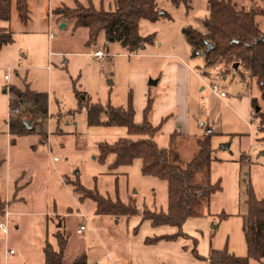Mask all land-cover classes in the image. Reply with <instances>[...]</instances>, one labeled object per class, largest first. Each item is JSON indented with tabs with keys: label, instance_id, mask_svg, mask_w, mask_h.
I'll return each instance as SVG.
<instances>
[{
	"label": "rangeland",
	"instance_id": "rangeland-1",
	"mask_svg": "<svg viewBox=\"0 0 264 264\" xmlns=\"http://www.w3.org/2000/svg\"><path fill=\"white\" fill-rule=\"evenodd\" d=\"M209 1L185 0L175 5L171 0H157L158 9L166 17L141 21L140 35L154 36V43L137 54H130L119 42L106 47L104 33L96 45L88 47L89 29L75 28V22L65 18L58 22L55 14L59 8L77 9L79 5L113 12L115 0H28L31 20L27 25L20 22L14 2L10 20L0 21V28L9 29L15 40L0 50V201L7 197V164L13 176L9 197L13 200L16 194L10 205L8 234L0 233V264H45L44 247L47 243L58 247L55 234L59 231L69 236L65 264H72L81 254L87 255L88 264H135L130 241H135L138 248L140 240L169 235L176 228L154 227L143 218L146 208L167 213V182L144 176L141 160L114 171L109 167L115 155L104 162L100 160V144L138 138L129 137L123 127L89 126L86 109L73 112L79 106L75 84L92 103L114 107H126L131 94L143 108L148 90L155 102L151 122L155 126L163 123L154 141L160 148L174 150L184 169L200 149L198 140L212 130L210 172L204 169L195 173L191 184L221 182L222 190L211 197L210 203L206 199L198 202L196 216L182 227L185 237L175 244L188 240L201 255L209 254L211 249H227L236 257L247 256L243 228L249 209L248 192L253 190L256 199L264 201V129L262 118L255 116L257 109L264 114V100L255 80H246L235 72L221 74V65H207L205 53H196L188 42L187 30L208 34L205 23L210 17ZM258 2L232 0L236 9L247 11L258 10L257 6L263 10L264 4ZM256 23L264 34V16L257 15ZM62 24L66 27L62 28ZM53 33L56 34L50 39ZM97 51L105 56L96 58ZM25 56L37 62L45 59L46 66H53L51 61L56 64L50 73L32 71L27 78L29 83L32 75L36 76L32 89L45 91L51 97L54 93L53 113L49 110V118L37 124L28 107L20 106L17 118L49 134L50 140L44 144L36 136L12 137L5 128L7 103L16 96L10 88L12 97H8L3 88L6 86L7 91L9 86L22 87L26 72H11L9 84L4 77L7 67ZM163 77L172 79L169 83L179 91L167 103L163 102L168 89L160 82ZM150 81L157 85H150ZM215 86L218 90L213 89ZM175 96L179 97L177 107L173 106ZM77 185L114 202H132L139 214L99 215L96 203L90 198L82 199L84 193L77 190ZM2 205L0 223L9 213ZM160 248L152 255L141 253L148 259L140 263H168L170 246ZM135 254L140 257V253Z\"/></svg>",
	"mask_w": 264,
	"mask_h": 264
},
{
	"label": "trees",
	"instance_id": "trees-1",
	"mask_svg": "<svg viewBox=\"0 0 264 264\" xmlns=\"http://www.w3.org/2000/svg\"><path fill=\"white\" fill-rule=\"evenodd\" d=\"M179 5L185 0H171ZM260 1L264 0H246ZM16 4L19 20L27 25L31 20V10L28 0H0V21H9L12 6ZM116 10L107 12L96 10L92 5L84 7L79 5L77 9L59 8L55 14L66 21H74L75 28L89 29L90 37L88 47L97 44L102 33L105 34L106 47L109 43L119 42L130 54H137L148 44L154 43V36L143 37L140 35L142 20L158 21L166 17L157 7V0H115ZM210 17L206 21L207 35H202L194 30H187L188 42L195 52H204L206 63L211 66L221 65L220 73L225 75L235 72L241 77L255 80L259 86L264 100V34L256 23V16L263 15L264 9L257 6L255 10H238L232 0H210ZM14 43V37L7 28H0V50L4 46ZM210 44L212 48L210 49ZM75 84V82H73ZM12 93L19 100L20 106L28 107V112L33 115L38 124L49 118V97L47 93L32 91L29 86L23 90L11 86ZM75 97L78 101V109L74 113L86 109L88 125L91 127H123L126 128L129 137L122 138L115 144L102 143L99 145L100 160L106 161L110 155H115L110 170L114 171L123 166H130L135 160L142 161L141 172L144 176H150L167 182L169 191V208L167 213L152 212L145 209L143 218L151 221L154 227L173 226L179 232L172 236H163L148 243L160 240L175 241L180 236H185L182 227L186 221L196 216L195 206L202 199L210 203L211 197L222 190L221 182L215 185L191 184L195 173L206 170L210 172L213 163L212 149L210 146L212 130L203 139L198 140L199 151L188 164L182 168L178 154L172 149L160 148L154 141L155 136L162 130V124L155 126L152 122L154 110V98L148 97L147 106L143 112V120L136 123V110L134 98L130 94L126 107H114L110 104H94L87 94L80 91L74 85ZM254 105L256 101H252ZM261 117V128L264 129V114L255 113ZM167 119V118H166ZM36 133L33 126L28 128L27 122L16 121L11 124V134L14 137L29 136ZM174 135L171 137L173 139ZM77 184L76 182H74ZM77 190L84 193L82 199L90 198L96 203L97 214L132 217L138 215L135 205L130 202L123 204L112 201L92 191L77 185ZM248 213L245 217L244 235L247 244V256L236 257L227 249H212L208 257H201L195 245L193 253L201 261L207 264H250L251 260L264 261V201L257 200L253 190L248 192ZM3 205L0 204V216L4 214ZM57 248L47 243L44 247L45 264H65L66 251L69 244V236L61 233L55 234ZM72 264H88L86 254L78 256ZM264 264V263H263Z\"/></svg>",
	"mask_w": 264,
	"mask_h": 264
},
{
	"label": "crops",
	"instance_id": "crops-1",
	"mask_svg": "<svg viewBox=\"0 0 264 264\" xmlns=\"http://www.w3.org/2000/svg\"><path fill=\"white\" fill-rule=\"evenodd\" d=\"M60 22V17L58 18ZM63 23V22H61ZM66 27V26H65ZM51 39V38H50ZM15 42V40H14ZM63 57V56H61ZM44 61L45 59L42 61V62H37L36 59L34 57H27L25 56L24 58H19L17 61H15V63L11 66H8L7 68L9 67H20V69L17 70V72H15L17 75H19L21 72H26V79L22 85V87H18V86H15L16 88L20 89V90H23L26 86H29V88L32 90V91H35V92H38V93H46L45 91H39V90H36V89H32V82L34 81V79L36 78L35 75H32V80L31 82H27V78L29 77V73L32 72V71H46L47 72H52L54 67H55V62L54 61H51L54 63L53 66H46V63L44 64ZM66 62V61H65ZM64 62V63H65ZM60 63L62 64V60H60ZM52 64V63H51ZM10 81H11V78H10ZM9 81V82H10ZM163 82V84H167L168 85V89L166 90L165 92V95L163 96L164 98V101L165 103L167 102H170L171 99H173V94L175 93H179V91L177 89H173V85L169 83V81H172V79H169V77H163L162 80H160V82ZM8 82V84H9ZM7 84V85H8ZM11 85V84H10ZM14 86V85H13ZM6 86L3 88V92L4 94L6 95L8 92L6 91ZM6 91V92H5ZM149 94L148 93V90L146 92V98H145V105L143 106L142 108V105L141 107H139L137 105V102H136V99L134 97V107H135V110H136V117H135V121L136 123H141L142 120H143V112H144V109L146 108L147 106V102H148V97L150 96L147 95ZM8 96V95H7ZM185 96V95H184ZM9 97V96H8ZM48 97H49V110H50V114L53 113V110L51 109L52 108V105H53V102L55 100V95L54 93L52 94V97H51V94L48 93ZM17 98V97H16ZM179 97L178 96H175V101L173 103V106L174 107H177L179 104ZM22 106L25 107V105H23V103L21 102ZM8 105V103H7ZM158 105H161V103H159ZM155 106V105H154ZM52 111V112H51ZM155 115V114H154ZM4 123H5V128H6V132L11 134V126L8 124V114L6 115L5 117V120H4ZM27 125H30V128L33 127V123L32 122H27ZM211 132V131H210ZM209 132V133H210ZM12 137H14L12 134H11ZM30 137L31 136H36L37 137V140L41 143V144H44V142H48L50 140V135L49 134H46L45 133H40L38 130H36V133L33 134V135H29ZM173 136V135H172ZM171 136V137H172ZM206 136V135H205ZM203 139V138H202ZM200 140V139H199ZM37 142V141H36ZM36 142L33 143L32 145V149L35 151L37 149V145H36ZM11 144H14V140L12 139L11 140ZM8 168V177L6 178V188H7V197L5 198V200H2L0 201V204H5L6 205V209H8V212L10 211V205H11V201H13L16 197V194H14L13 196V200L9 197V189L11 188L12 186V172L10 170V166L9 164H7V167L6 169ZM17 183H14V189H15V192L18 191V186L16 185ZM10 214V212H9ZM170 227V226H169ZM179 229H177V227L174 229V231H172V234H169V235H160L159 237H163V236H172V235H175L177 234L179 231ZM185 233V232H184ZM186 234V233H185ZM159 237H151V238H147L146 240H140L139 243H138V248L136 247L135 245V241H130V245H129V251L130 253L132 254V257L133 259L136 261L135 264H141L140 262L141 261H145L146 257H144L143 255H141V253H151V255L157 251H159L161 248L160 247H163L164 245H167V246H170V252L172 253V256L170 257L169 259V262L168 263H165V264H207L206 262L204 261H201L200 259H198L194 253H193V250H194V247L191 248V243L190 241L188 240H185V242H181L179 244H175L177 243L182 237H185V236H180L177 240L174 241H167V240H160L158 242H155V243H148V240H153V239H156V238H159ZM143 241V242H142ZM167 242H169L170 244H168ZM143 243V244H142ZM212 250V249H211ZM198 251V249H197ZM135 253H140V257L135 254ZM198 254L201 256V257H208L209 254L207 255H201L198 251ZM139 260V261H137ZM141 260V261H140ZM157 262V261H156ZM158 264H162L161 262H157ZM143 264V263H142Z\"/></svg>",
	"mask_w": 264,
	"mask_h": 264
},
{
	"label": "built area",
	"instance_id": "built-area-1",
	"mask_svg": "<svg viewBox=\"0 0 264 264\" xmlns=\"http://www.w3.org/2000/svg\"><path fill=\"white\" fill-rule=\"evenodd\" d=\"M56 33L51 34L50 38H53L55 36ZM94 56L96 58H102L105 56V54L102 51H97ZM20 69V67H9L7 68L8 73H6L4 79L6 82L10 81L11 78V72H17V70ZM7 91H8V96L12 95L10 94V86L7 87ZM214 90H218L217 87L215 86L213 88ZM221 96H224V93H221ZM8 106H9V111H8V124L11 126L12 123L17 121V118L20 117L21 115V109H20V104H19V100L17 98L14 99H10L8 102ZM55 161H57V159H55ZM10 214L7 213L4 217V221H2L0 223V233L6 235L8 234V218H9ZM83 229V228H82ZM81 232V230L79 231ZM11 254H13V251H11Z\"/></svg>",
	"mask_w": 264,
	"mask_h": 264
},
{
	"label": "water",
	"instance_id": "water-1",
	"mask_svg": "<svg viewBox=\"0 0 264 264\" xmlns=\"http://www.w3.org/2000/svg\"><path fill=\"white\" fill-rule=\"evenodd\" d=\"M65 26H66L65 24H62V25H61L62 28H64ZM262 40H264V37H262ZM211 48H212V45L210 44V49H211ZM149 84L152 85V86H153V85H157L156 82H152V81H150ZM5 92H6V91H5ZM256 112L258 113V112H259V109H257ZM28 128H30V125H28ZM210 131H211V130H210ZM210 131H209V132H210ZM60 226H61V225H60ZM216 228H218V227H216Z\"/></svg>",
	"mask_w": 264,
	"mask_h": 264
}]
</instances>
